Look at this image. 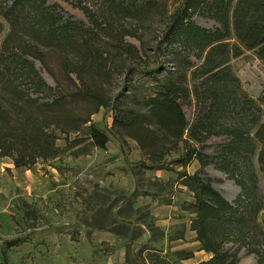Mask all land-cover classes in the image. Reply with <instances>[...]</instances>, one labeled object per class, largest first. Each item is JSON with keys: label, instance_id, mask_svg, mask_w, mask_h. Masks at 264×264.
Segmentation results:
<instances>
[{"label": "rangeland", "instance_id": "obj_1", "mask_svg": "<svg viewBox=\"0 0 264 264\" xmlns=\"http://www.w3.org/2000/svg\"><path fill=\"white\" fill-rule=\"evenodd\" d=\"M47 1L82 22L88 38L78 55L45 47L46 63L34 60L45 80L67 99L47 120L46 130L56 136L53 150L45 149V155L35 158L27 152L21 166L13 156L0 154V264H201L209 260L212 253L201 248L192 229L194 193L184 184L182 173L200 171L233 201L241 188L215 159L229 136L217 128L202 143L179 141L177 146L169 143L147 152L114 128L111 108V103L121 102L142 109L144 97L159 84L153 74L166 80L182 71L161 43L182 0H127L130 6L125 9L120 6L125 0ZM193 18L205 27L220 26L203 14L201 5ZM257 58L247 51L232 61L254 98L264 91V63ZM158 59L162 60L158 72L147 74L137 68H154ZM179 101L191 126L199 113L195 96ZM101 102L104 105L98 106ZM83 117L90 121L82 123ZM226 121L231 123L233 118ZM91 122L109 135L106 148L91 143L87 128ZM10 138L23 142L14 131ZM162 138L168 141L163 134ZM38 139L33 135L21 145L32 150ZM193 147L206 155L207 164L198 158L182 164V154ZM252 163L264 196L258 153ZM263 219L264 211L259 221ZM261 229L248 243L264 249L259 238L264 225ZM224 248L238 252L237 264H258L257 255L248 253L247 246L229 241Z\"/></svg>", "mask_w": 264, "mask_h": 264}, {"label": "trees", "instance_id": "obj_2", "mask_svg": "<svg viewBox=\"0 0 264 264\" xmlns=\"http://www.w3.org/2000/svg\"><path fill=\"white\" fill-rule=\"evenodd\" d=\"M201 5L203 14L216 19L220 26L209 28L194 20ZM90 12V9L81 5ZM120 6H130L127 0ZM0 150L13 156L17 166L28 152L32 158L53 150L55 133L46 130L50 112L67 96L57 92L37 69L34 60L46 63V48L69 51L78 55L86 44L87 29L71 15H65L59 4L47 0H0ZM180 64V73L163 80L157 74L162 66L137 67L153 74L159 82L153 94L142 100V109L111 103L114 128L136 140L145 151L166 144L177 146L202 143L217 128L229 136L220 145L216 164L240 186L241 192L228 200L200 171L183 172L184 184L194 193L190 204L195 216L192 229L201 248L212 257L201 264H237L238 252L224 248L229 241L248 253L257 255L264 264V249L248 243L264 225L259 215L264 211V196L252 158L258 153L260 171L264 174V91L258 98L249 95L233 66V59L253 51L264 63V0H182L164 29L161 43ZM136 68V67H135ZM80 94V93H79ZM78 95V94H77ZM194 95L199 113L189 126L180 99L191 101ZM104 103H98V106ZM97 106V107H98ZM251 112V117L250 113ZM233 118V122L226 123ZM250 118V119H249ZM82 123L90 118H81ZM91 143L106 148L109 135L94 122L88 125ZM23 138L13 141L10 132ZM187 132V136L185 137ZM162 134L168 137L163 141ZM33 135L38 143L30 150ZM40 148V152L36 150ZM198 158L207 164L206 155L193 147L181 156L182 164ZM262 230V229H261ZM264 242V230L259 236ZM189 256V255H187Z\"/></svg>", "mask_w": 264, "mask_h": 264}, {"label": "built area", "instance_id": "obj_3", "mask_svg": "<svg viewBox=\"0 0 264 264\" xmlns=\"http://www.w3.org/2000/svg\"><path fill=\"white\" fill-rule=\"evenodd\" d=\"M257 61H258V62H260V59H259V58H257Z\"/></svg>", "mask_w": 264, "mask_h": 264}]
</instances>
